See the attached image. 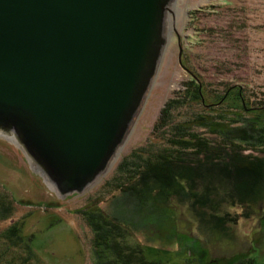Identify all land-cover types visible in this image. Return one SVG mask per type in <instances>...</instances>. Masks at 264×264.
Listing matches in <instances>:
<instances>
[{"label": "rangeland", "instance_id": "374dc122", "mask_svg": "<svg viewBox=\"0 0 264 264\" xmlns=\"http://www.w3.org/2000/svg\"><path fill=\"white\" fill-rule=\"evenodd\" d=\"M171 8L162 61L132 131L111 169L85 192L59 197L21 145L0 135V199L12 208L10 217L0 219V232L18 222L23 239L31 238L30 264H95L94 231L82 213L94 203L133 228L130 245L143 248L148 259L235 264L256 246L251 254L259 252L264 262L261 198L245 206V216V207L226 200L229 183L215 184L220 196L214 210L238 218L221 229L202 223L175 191L167 201L154 185L144 190L146 201L140 203L121 190L130 167L162 152L175 153L179 146L173 140L181 133L217 139L218 129L264 127V0H176ZM254 144L242 152L264 157L263 147ZM7 242L0 239V246Z\"/></svg>", "mask_w": 264, "mask_h": 264}, {"label": "water", "instance_id": "95a60500", "mask_svg": "<svg viewBox=\"0 0 264 264\" xmlns=\"http://www.w3.org/2000/svg\"><path fill=\"white\" fill-rule=\"evenodd\" d=\"M175 1L0 0V135L59 197L82 194L118 159Z\"/></svg>", "mask_w": 264, "mask_h": 264}, {"label": "trees", "instance_id": "16d2710c", "mask_svg": "<svg viewBox=\"0 0 264 264\" xmlns=\"http://www.w3.org/2000/svg\"><path fill=\"white\" fill-rule=\"evenodd\" d=\"M198 91L200 93V87ZM195 98L198 96L195 95ZM168 110L169 107H166L163 115H166ZM252 110L255 111L256 108ZM161 121L163 122L162 119ZM253 126V123H250L246 126L216 129L217 139L196 133L191 135L181 133L180 137L173 140V143L179 146L175 153L162 152L154 159L147 158L130 167L127 183L120 186L121 190L129 194L131 201L140 203L146 201L143 200L146 198L144 190H150L154 185H156L154 190L162 193L167 201L172 199L174 195L171 192L175 191L176 196L181 199V204L197 210L196 214L202 223L208 220L214 227L222 229L227 222H237L238 219L237 216L232 219L229 212L220 214L214 210L217 206L213 202L219 201L220 196L216 188L218 185L215 184L229 183L227 186L230 191L226 194V200L230 201L231 206L245 207L261 198L259 211L262 213L264 157L242 152L247 146L256 148L254 143L257 142L263 147L259 153H264V127L257 129ZM125 170L128 172L127 167L123 168V171ZM200 184L204 186V193L201 194ZM9 204L10 202L5 199H0L1 220L10 217L12 208ZM99 207L98 203H94L82 210L94 231L95 264H176L170 258H167L166 262H162L160 258L148 259L143 248H134L130 245L128 236L133 228L118 217H108ZM244 212L247 216L246 207ZM0 239L8 241L6 247L3 244L0 246V264H30L35 257L31 238L23 239L18 222L1 231ZM15 250L23 257L22 252L27 255L22 259L18 253H12ZM253 251H257L256 246L251 252ZM251 252L247 258L235 264H264L259 256H256L259 252L256 255H252ZM10 253L11 257L7 258V254ZM199 256L201 259V255ZM213 262L215 260L211 259L210 264Z\"/></svg>", "mask_w": 264, "mask_h": 264}, {"label": "bare ground", "instance_id": "6f19581e", "mask_svg": "<svg viewBox=\"0 0 264 264\" xmlns=\"http://www.w3.org/2000/svg\"><path fill=\"white\" fill-rule=\"evenodd\" d=\"M172 11H173V9L170 10V13H172ZM170 13H169L168 16H167L168 25H169V22L171 21V19H170L171 17L169 18ZM167 27H168V26H167Z\"/></svg>", "mask_w": 264, "mask_h": 264}, {"label": "flooded vegetation", "instance_id": "af4514ba", "mask_svg": "<svg viewBox=\"0 0 264 264\" xmlns=\"http://www.w3.org/2000/svg\"><path fill=\"white\" fill-rule=\"evenodd\" d=\"M182 49V48H181Z\"/></svg>", "mask_w": 264, "mask_h": 264}]
</instances>
